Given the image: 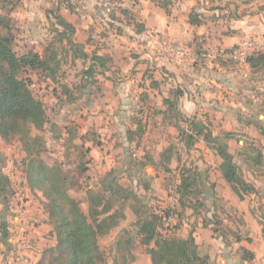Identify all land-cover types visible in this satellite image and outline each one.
Returning <instances> with one entry per match:
<instances>
[{
	"label": "rangeland",
	"instance_id": "374dc122",
	"mask_svg": "<svg viewBox=\"0 0 264 264\" xmlns=\"http://www.w3.org/2000/svg\"><path fill=\"white\" fill-rule=\"evenodd\" d=\"M94 3L91 0H0V15L10 19L7 29L0 27V34L13 38L17 56L34 51L48 59L49 65L43 70L23 73L46 113L43 129L32 128L33 134L44 142L41 154L35 159L56 168L65 178V193L83 215L89 213L90 191L110 196L106 185L111 182L118 191L113 212H117L119 225L99 238L103 264H147L148 247L141 245L136 235L137 223L143 215L150 218L170 214V222H164L160 228L164 237L182 234V227L195 218L213 224L224 241L234 242L240 235L248 238L250 233L239 227V210L228 205H232V201L223 196H211L214 179L210 172L223 176V159L215 145L206 140L207 135L227 146L242 178L255 187L256 192L245 196L242 202L249 205L248 215L264 234V67H250L247 77L240 74L245 96L231 101L234 105H229L227 111L221 105H211V109L204 105L202 111L186 117L189 122L180 117V128L175 126L170 136L176 143L171 148L177 152L180 148L184 155L181 161H160L154 165L139 160L131 163L112 159L97 161L90 151L92 146H100V136L89 128V118L93 116L88 115L87 109L91 106L97 111L100 107L98 70H93L92 76L87 74L83 50L75 51L65 37L59 40L58 33L62 30L56 27L55 19L67 8L81 24L90 11L89 5L96 11L104 9L100 0ZM110 8L115 10L118 6L112 1ZM100 18L102 15L93 20L100 22ZM243 46L246 48L228 51L224 57L229 58L228 62L240 63L241 59L264 53V36L253 38ZM50 48L57 49L55 61L47 51ZM215 54L217 58L221 55L220 52ZM204 57L210 58L209 55ZM166 120L175 124L179 119L171 114ZM201 123L204 128L198 126ZM193 128L200 131L192 139L197 140V146L195 141L189 146L193 142L190 139ZM205 147L213 149L208 156ZM167 165L172 170L170 174L166 172ZM183 173L194 179L190 194L185 197L178 193ZM198 202L204 207H198ZM57 221L51 201L30 171V159L19 138L10 141L0 138V264H38L46 250L59 244ZM189 226L193 228L191 222ZM119 238L124 243L120 247Z\"/></svg>",
	"mask_w": 264,
	"mask_h": 264
},
{
	"label": "crops",
	"instance_id": "0c3cea01",
	"mask_svg": "<svg viewBox=\"0 0 264 264\" xmlns=\"http://www.w3.org/2000/svg\"><path fill=\"white\" fill-rule=\"evenodd\" d=\"M112 1L118 6L115 10L110 8ZM100 2L104 9L96 11L89 5L81 24L67 8L60 11L75 37L69 35L71 46L78 45L88 55L83 60L86 70H98L100 107L96 111L89 106L87 112L93 116L89 128L100 136V146H92L91 156L102 162L139 160L152 165L165 159L168 163L181 161L184 155L180 148L178 152L171 148L176 143L170 136L175 126L180 128V117L197 114L204 105L206 109L221 105L227 111L234 105L231 101L245 96L239 79L240 74L248 75L246 59L233 63L214 53L243 50L245 42L264 36V7L260 9L264 0ZM91 3L96 4L94 0ZM161 3H166L169 10ZM192 13L199 16L201 25L190 24ZM101 15V21L95 24L94 17ZM177 48L185 53L177 54ZM171 114L178 117V123L166 120ZM198 126L204 128L203 123ZM198 144L196 140L194 145ZM204 150L208 156L213 149ZM167 167L166 172L172 173ZM211 173V196L231 200L232 205H228L237 208L241 216L240 229L250 234L248 238L240 235L234 242L224 241L213 224L192 218L182 227L180 237L186 239L192 234L200 256L208 264H264L263 230L248 215L249 205L238 199L221 174ZM242 249L252 252L254 260L243 261ZM146 262L152 264L147 254Z\"/></svg>",
	"mask_w": 264,
	"mask_h": 264
},
{
	"label": "trees",
	"instance_id": "16d2710c",
	"mask_svg": "<svg viewBox=\"0 0 264 264\" xmlns=\"http://www.w3.org/2000/svg\"><path fill=\"white\" fill-rule=\"evenodd\" d=\"M160 5L169 10L166 3ZM55 19L58 22L57 25L63 28L58 33L61 37L59 40L65 37L72 45L69 38V35L73 34L71 26L61 16L56 15ZM9 21L8 17L0 15V27L7 29ZM190 24L201 25L202 20L197 14L192 13ZM139 30L143 31L144 27H140ZM73 49L81 50L78 45H75ZM56 50L55 48L47 49L54 61ZM82 58L85 60L88 55L84 53ZM246 62L252 69L264 67V53L251 55ZM48 65V59L45 60L40 53L34 51L22 57L17 56L13 50V38L0 34V138L5 141L19 138L30 159V171L45 191V196L51 201L53 215L58 218L56 229L59 244L46 250L38 264H103L99 238L108 235L119 225L117 212H113V201L118 191L113 188L112 182L106 185L110 196L90 191L89 213L87 216L83 215L75 202L65 193V178L56 168L35 159L41 154L44 142L39 135L33 134L32 128L38 131L43 129L46 113L43 104L35 99L23 73L27 70H43ZM87 74L92 76L93 67ZM196 128H193L191 140L200 133ZM206 140L215 145V149L223 159L221 166L223 178L240 201H244L245 196L255 193V187L247 183L240 175L239 168L234 162L233 155L228 152L227 146L217 139L209 138L208 135ZM192 141L189 146H192L196 140ZM164 161L168 163L166 159ZM167 168L166 170L169 171ZM193 181L194 179L186 177L185 173L182 174L178 187L180 196L185 197L190 194ZM116 189L121 188L116 186ZM197 205L200 208L204 207L200 202ZM141 217L137 223L136 235L140 244L148 247L147 255L151 258L152 264H208L207 259L200 256L192 234L186 239L180 235L164 237L161 234V225L172 218L169 213L153 215L150 218H145V215ZM122 244H124L122 240L117 243L118 247ZM241 253L243 261L250 262L255 258L254 254L247 249H242Z\"/></svg>",
	"mask_w": 264,
	"mask_h": 264
},
{
	"label": "built area",
	"instance_id": "2783aa9c",
	"mask_svg": "<svg viewBox=\"0 0 264 264\" xmlns=\"http://www.w3.org/2000/svg\"><path fill=\"white\" fill-rule=\"evenodd\" d=\"M175 52H177V54L185 53L184 50L179 49V48H177ZM233 53H234V52H233ZM220 54H221L222 56H224V55H227V54H229V53H228L227 51H222V52H220ZM234 54H236V53H234ZM169 222H170V221H169Z\"/></svg>",
	"mask_w": 264,
	"mask_h": 264
}]
</instances>
